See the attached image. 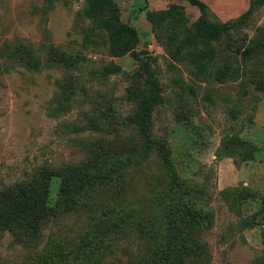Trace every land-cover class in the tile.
<instances>
[{
  "label": "rangeland",
  "instance_id": "obj_1",
  "mask_svg": "<svg viewBox=\"0 0 264 264\" xmlns=\"http://www.w3.org/2000/svg\"><path fill=\"white\" fill-rule=\"evenodd\" d=\"M113 1L122 22L138 31L136 50L151 62L160 84L152 133L167 140L179 178L203 193L200 202L211 213L209 228L202 233L210 247V264H264V48L249 56L236 51L263 39L264 6L246 25L212 43V75L204 78L188 63L169 56L147 17L174 4L187 18L186 27L193 29L199 15L196 7L183 0ZM202 1L210 18L219 22L236 18L249 3ZM84 6L85 0H0V191L44 172L80 165L100 144L110 156L133 160L124 175L120 207L156 210L152 198L166 183L160 158L151 152L142 160L138 133L125 123L144 93L139 61L129 54L111 55L108 35L91 28ZM21 42L40 55L39 69L2 55L5 44ZM52 44L81 55L72 70L74 94L69 108L58 114L53 108L64 98L56 96V81L68 78L71 69L47 63L46 50ZM117 66L119 72L106 71ZM235 138L254 148L246 151L248 159L243 160V153L234 147ZM60 185L61 176L50 178L51 206ZM116 195L113 189L100 195L91 213L117 206ZM87 214L81 209L46 223L36 248L18 244L9 232L0 231V264L31 261L51 235L61 243L77 239L88 229ZM135 235L126 232L106 264H127Z\"/></svg>",
  "mask_w": 264,
  "mask_h": 264
},
{
  "label": "trees",
  "instance_id": "obj_2",
  "mask_svg": "<svg viewBox=\"0 0 264 264\" xmlns=\"http://www.w3.org/2000/svg\"><path fill=\"white\" fill-rule=\"evenodd\" d=\"M183 1L199 11L192 23L193 29L186 27L187 18L174 4L156 13H148L147 17L156 39L169 56L176 62L188 63L195 74L204 78L212 75L210 65L215 55L212 43L229 37L246 25L254 11L264 6V0H249L247 9L236 18L219 22L210 18L209 7L204 1ZM83 15L90 21L93 30L106 32L111 55L129 54L139 61L144 93L125 123L138 133L143 146L141 159L146 160L151 152L160 158L166 183L155 191L152 198V202L157 203V209L148 210L132 205L127 211L120 207L124 175L133 160L129 156H110L98 144V148H92L90 156L80 165L44 172L38 178L16 184L12 190H1L0 231L9 232L18 244L36 248L43 238L46 223L84 209L91 221L80 237L69 243H61L52 239L51 235L43 248L25 264H106L105 260L114 252L116 242L130 230L136 235L127 264H210V247L202 238V233L209 228L211 213L200 202L203 193L179 178L167 140L157 138L152 133V112L161 101V88L151 62L136 50L140 39L138 31L122 22L119 6L113 0H85ZM260 31L263 34L260 42L248 45L244 50L237 48L236 51L249 56L258 47L264 48V29ZM4 48L6 50L2 55L7 60L34 70L42 64L40 55L29 44H5ZM46 54L45 59L52 67L63 65L71 69L68 78L56 81V96L64 98L53 108L54 114H58L69 108L68 101L74 94L72 70L78 67L81 55L73 56L60 51L53 44L47 47ZM106 71L120 70L117 66ZM235 139L234 147L243 153V160L248 159L246 151L252 152L254 148L241 138ZM55 175L61 176V185L57 200L51 206L48 204V184ZM109 189L117 194L114 198L117 206L92 214L90 210L94 211L98 197Z\"/></svg>",
  "mask_w": 264,
  "mask_h": 264
}]
</instances>
